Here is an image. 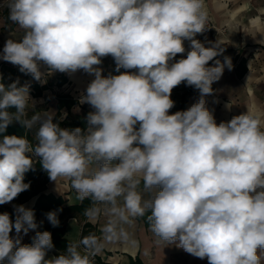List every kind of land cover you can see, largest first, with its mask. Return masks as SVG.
Instances as JSON below:
<instances>
[{
  "label": "clouds",
  "instance_id": "clouds-1",
  "mask_svg": "<svg viewBox=\"0 0 264 264\" xmlns=\"http://www.w3.org/2000/svg\"><path fill=\"white\" fill-rule=\"evenodd\" d=\"M6 3L23 35L5 41L0 59L42 84L56 72L83 70L94 79L79 98L93 109L85 130L62 127L67 113L28 117L29 104L35 108L30 86L0 83V205L29 190L25 174L38 157L51 181L67 178L78 199L105 206L109 239L120 223L148 214L159 241L208 264H264V117L247 109L217 124L207 108L212 84L233 64L228 56L215 59L225 51L220 41L196 38L207 30L204 0ZM108 56L119 74L103 75L99 65ZM181 83L198 89L200 99L170 114ZM13 122L35 127L36 143L2 135ZM46 218L59 226L58 211ZM38 226L25 205L14 206V219L0 213V264H92L94 236L80 242L87 252L70 243L51 257L48 231L21 244V232Z\"/></svg>",
  "mask_w": 264,
  "mask_h": 264
},
{
  "label": "crops",
  "instance_id": "crops-1",
  "mask_svg": "<svg viewBox=\"0 0 264 264\" xmlns=\"http://www.w3.org/2000/svg\"><path fill=\"white\" fill-rule=\"evenodd\" d=\"M204 3L207 17L211 18L215 27L226 28L228 32H218L215 35L213 42L218 40L225 48L224 53L215 59L223 62L224 57L228 56L231 57L233 64L232 70L225 67L222 77L212 84L213 93L205 97L207 108L213 113L217 124L227 122L232 117L247 112V109L264 117V0H204ZM22 35L23 31L9 19L6 0H0V51L6 40L19 39ZM184 44L188 49L189 42L186 40ZM182 56L186 57V52L178 54L175 59L179 60ZM3 61L0 59V71ZM214 64L215 60L209 62V66ZM9 66L15 71L12 78L19 79L20 85L30 86L29 94L35 102V108L31 106V103L29 104L28 117L38 111L41 114L43 111H53L59 115L67 113L66 119L63 120L66 121L75 120L79 115L87 116L93 111L90 105L79 104L81 94L94 79L93 75L83 70L75 73L56 72L46 76V83L42 84L30 75L21 73L18 66L11 63ZM99 67L102 68L104 76L110 73L119 74L116 72L115 61L111 56L102 58ZM41 71L46 73V66L41 65ZM124 71L125 69H120V72ZM71 99L75 100L73 104L64 103ZM171 99L175 102V106L170 110V114H174L176 111L187 110L196 103L200 99V93L198 89L181 83L173 89ZM59 100L63 101V104H60ZM228 105L231 107L229 108ZM35 131L34 127L25 135L32 144L36 143ZM43 178L42 176L32 182L29 190L19 194L12 202L0 205V213L8 212L14 219L15 205H25L33 210L39 196L34 194V190ZM43 191L60 196L64 200V206L82 202L67 178H58L54 182L47 177ZM147 197L148 194L145 193V198ZM104 207L94 203L85 214L72 212L63 217L66 227L64 237L69 243H76L82 252L89 251L80 243L83 240L84 229L89 228L87 224L93 229L98 250L93 249L95 255L90 256L92 262L101 259L118 264H202V259L186 253L176 245L159 241L150 230L148 214L144 217L132 218L127 223H120L117 236L109 239V234L104 231L109 219ZM35 219L39 225L38 228L30 230L26 235L21 232V244H27L41 229L47 221L46 213L38 212ZM121 229L125 235L119 234ZM10 235L14 239L17 237L14 229ZM57 250L54 247L48 253L49 257L56 256Z\"/></svg>",
  "mask_w": 264,
  "mask_h": 264
},
{
  "label": "trees",
  "instance_id": "trees-1",
  "mask_svg": "<svg viewBox=\"0 0 264 264\" xmlns=\"http://www.w3.org/2000/svg\"><path fill=\"white\" fill-rule=\"evenodd\" d=\"M1 74H0V82L7 87L12 82L15 81L13 77L15 71L12 67L9 66V62L3 61L1 64ZM4 76V77H3ZM69 102L70 104H73L75 100L71 99L70 101H65L64 103ZM60 104H63V101L59 100ZM14 111V109H12ZM57 116H59V113H57ZM87 116H77L75 120H66L62 121L61 126L65 128H76L80 127L82 130H85V127L87 125ZM28 133L27 130L23 129V127L18 122H13L10 124L6 131L2 135H17V136H25ZM34 170H30L25 174L24 182L25 183H32L36 180H38L40 177H44L41 182H39L34 190V194H39L37 198V203L33 208L35 218H37V213H48L50 211H58V219H59V226L53 227L48 220L42 225L40 232L48 231L52 235V242L55 248L58 250L56 251V255H58L60 252L66 250V247L68 244H70L66 238L64 237V234L66 232L65 223L63 221V217L69 213L76 212V213H82L85 214L94 204V202L90 198L83 199L80 204H74V205H67L64 206V200L60 196H55L53 193H45L43 190L45 189V182L48 177L47 173L42 169L40 166L39 158H37L34 161ZM23 193V192H22ZM87 224V223H86ZM88 229H84V232L82 234V238H86L89 236H94V231L90 227L89 224ZM32 237L27 244H31L33 241ZM92 264H118V263H112L103 261L101 259H97L96 261H93Z\"/></svg>",
  "mask_w": 264,
  "mask_h": 264
},
{
  "label": "rangeland",
  "instance_id": "rangeland-1",
  "mask_svg": "<svg viewBox=\"0 0 264 264\" xmlns=\"http://www.w3.org/2000/svg\"><path fill=\"white\" fill-rule=\"evenodd\" d=\"M209 18V17H207ZM211 19V18H210ZM219 33H228L226 28H216L214 22L211 20V24L207 27V30L203 34H198L196 38L205 41H214L215 35ZM36 159L34 158V161ZM202 264H208L207 259H202Z\"/></svg>",
  "mask_w": 264,
  "mask_h": 264
},
{
  "label": "built area",
  "instance_id": "built-area-1",
  "mask_svg": "<svg viewBox=\"0 0 264 264\" xmlns=\"http://www.w3.org/2000/svg\"><path fill=\"white\" fill-rule=\"evenodd\" d=\"M210 24H211V19L210 18H207V24H206V28L207 27H209L210 26ZM3 46L4 45H2L1 47H2V49H3Z\"/></svg>",
  "mask_w": 264,
  "mask_h": 264
}]
</instances>
